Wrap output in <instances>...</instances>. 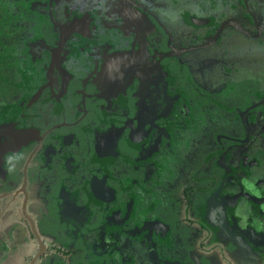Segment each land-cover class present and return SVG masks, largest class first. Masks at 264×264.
Here are the masks:
<instances>
[{
  "label": "crops",
  "instance_id": "obj_1",
  "mask_svg": "<svg viewBox=\"0 0 264 264\" xmlns=\"http://www.w3.org/2000/svg\"><path fill=\"white\" fill-rule=\"evenodd\" d=\"M46 1L50 3L48 10H51V4L54 5L55 0ZM67 6V4H60L58 8L61 15L66 13L64 9ZM58 19L61 18L58 17ZM117 19L115 18L112 23L108 22V25L102 22L104 29L108 28L103 32L96 29L93 18L90 20V26L82 27L79 30L78 26L63 25L65 41L62 46L60 44L62 30L58 26L53 27L48 38L37 34L39 37L35 35L30 43V50L35 46L36 50L40 47L48 49L49 56L47 53H44V56L51 67L52 85L50 86L52 90L58 92L62 104L59 111L49 109L50 120L45 121L41 118L37 121L36 119V125L42 127L64 126L62 133H66L72 139H70L71 142L76 139L78 149H81L80 146L83 147V145L85 149L90 147V155L77 154L76 167L80 168H77V171L72 174L82 177L87 175L100 177L97 190L94 189L95 187L93 188L99 201L92 202V197L89 195L92 190L88 188H91L88 183L81 187L79 184H72L70 180H62L60 176L67 175V173H61L62 171L49 173L46 170V178L48 181H54L56 185L49 188L46 187L48 182L42 183L37 191L46 202L34 204L29 211L36 223V231L46 245L44 253L33 264H192L190 258L186 259L187 256H190L192 249L184 252L179 248L181 247V233L172 227V224L181 225L184 221L180 217L182 205L179 197H175V192H178L179 187L175 189L174 180L182 170L180 160L182 156L185 157L189 152V155L193 154L194 156L188 155V162L191 163L197 159L196 153H190V147L195 142L193 141L197 125L195 120L202 119L203 116L197 118L190 90L179 85L178 78L182 71L181 67L172 70L165 64L163 60L165 53L163 54L162 51L165 52L169 48L164 51V48L152 47L149 43L148 32L144 29V37L141 36L134 41L133 27L123 28L125 26L121 25ZM36 33L38 32L36 31ZM199 39L191 40V44L180 41L177 45L181 50L177 45L171 46L178 50L174 54L170 52L169 55L180 54L177 61L181 65L184 63L186 65L187 59H185L184 53L188 49L197 50L206 46L202 45L205 40ZM193 44L199 45L187 48ZM45 57L39 62L40 64ZM185 65L184 74L187 78L188 70ZM243 79L260 81L264 80V76L255 75ZM42 80L46 81L43 76ZM69 96L74 101H71ZM49 100L51 99L49 98ZM51 101L53 102V100ZM45 103L47 102L43 101V98L37 99L35 102L40 107ZM41 111H37L39 116H41ZM74 128H77V132L74 131ZM237 134L238 132L235 131L231 135L237 136ZM254 134L255 132L252 133V135ZM120 142L125 144V150L120 148ZM227 143L235 145L238 141L232 140ZM221 148L223 147L214 149L219 151ZM204 152L205 149L202 148L200 157ZM213 154H210V157L205 156L206 158L200 166L205 168L207 166L206 159H210L212 172L204 169L201 176L208 180L214 174L217 177L214 186L208 188V185L204 184L206 187H204L202 197L196 195L195 186L197 185L190 188L194 194H188L190 189L185 187L183 192L186 201L187 198H192L190 202H186L188 207L193 206L196 209V214L205 207L207 223L218 225L216 222L218 204L214 205L211 210L212 204L209 206V198L206 193L215 191L218 194L219 187L223 190L221 179L223 182L225 173L219 168L222 161H220L221 164L217 161L224 155L214 157ZM62 160L56 159V162L60 163ZM174 161L177 163L175 164ZM66 162L70 165L72 159H66ZM72 164L75 165L73 162ZM122 164L128 165L130 170L134 171L133 173L136 170L132 168L140 170L141 175L145 174L147 178H150L145 180L148 184L155 182L157 184L155 179L158 175L170 178L169 181L168 179L164 180L166 183H164V190L159 189L160 185L157 187L161 194L164 191L167 192L166 186H171L167 201L161 200V195L158 194L157 200H155V207L158 211H148L141 217L139 216L142 218L141 221L140 219L139 221L135 220L140 224H143L144 219L158 220L163 226L169 225L170 231L168 233L159 231L156 234V239L163 241L160 243L159 250L154 247L149 248V242L153 236L151 238L143 237L147 242L139 238V244L142 247L138 250L140 251V260L137 261L130 259L129 255H125L112 230L105 232L100 228L105 220V212L100 209L102 207L100 201L103 200L104 194H99V190L101 191L106 185L105 177L109 183L110 181L115 182L116 185V181L113 179L118 175V166L122 167ZM86 166L88 172L85 170ZM213 167H217L216 173L213 171ZM170 170H172V174L169 173ZM195 170L196 163L193 167L189 164L185 173L194 175ZM131 177H134L133 174ZM228 177H230L227 178L228 185L237 184L230 174ZM172 183L173 185H171ZM133 185V188L137 190L134 183ZM230 188L234 190L232 187H226V190ZM108 192H111L110 188ZM50 196L52 197L51 201L48 199ZM55 196H59L57 200H54ZM177 199V204H175ZM150 201L145 199L146 204L142 205L141 203V208L148 206ZM224 206L222 207L224 208ZM169 207L173 209L171 215L166 211ZM187 219L191 221L190 217L185 218V220ZM174 221L178 222L174 223ZM115 223H119V221H113V224ZM21 227L15 228L11 235L12 245L17 246L5 253L0 264H30L32 258L39 252L40 244L33 226L31 225L33 236L27 228ZM219 228L220 231L216 233L218 234L216 236H219L224 246L230 245L229 249H225L229 259L233 261L234 258L237 264H264L263 247L259 249L252 247L247 251L238 242V246L235 248L237 245L235 238H231V235L224 232V229ZM214 233L215 231H213V236ZM111 240L114 242L109 243ZM19 242L20 244H18ZM154 249L157 251L158 257L157 259L153 257L155 260L152 258ZM154 261L158 262L154 263Z\"/></svg>",
  "mask_w": 264,
  "mask_h": 264
},
{
  "label": "rangeland",
  "instance_id": "obj_2",
  "mask_svg": "<svg viewBox=\"0 0 264 264\" xmlns=\"http://www.w3.org/2000/svg\"><path fill=\"white\" fill-rule=\"evenodd\" d=\"M20 1V2H19ZM15 0L14 4L20 3L21 6H23L25 9H28L30 11H33L37 14H39V11L43 13L41 15L42 18H45L48 14L49 9V2L45 0ZM255 0H240V7H246L247 13L249 17H253L254 21L256 22V29H243V27H240L241 30L245 31V33L248 35L247 38H240L238 36H230L228 38L223 39V42L220 45V49L218 51H214L208 46L192 50L188 49L187 52L184 53L185 59H187V79H185L186 84H183L182 86L184 88H187L190 90L192 96V103L194 104V109L196 110L195 113H197V118H200L199 116H203L202 119L195 120L197 121L196 127V133L194 136L193 141L190 149V153H196L197 159L193 160L191 163L188 162V154L184 157H181V164H182V170H180V173L176 175L175 177V189L179 187L177 190L178 192H175V197H179L180 203L182 205L180 217H182V220L184 221L181 223V225H176L174 230H178L181 233V250L187 251L189 249L191 250L190 256H187V258H190V262L192 261V264H237V261L233 258V261L227 257V254L225 249H229L228 245L223 244V241L219 239V236H216L217 232L220 231V228L216 224H208L207 223V215H206V208L201 209V212H198L196 214V209L193 208V206L188 207L186 205V200L184 197V186L185 183H193L196 182V185L199 186L202 190H204L205 185H208L209 187H213L216 183L217 177L214 176L210 177L208 180L202 178L203 170H211V162L210 159H206L207 166L205 168H202L200 165L205 160L204 158L210 157L211 155L209 152L213 150V148L217 147L218 142L228 141L225 136H228V134H221V138H217L218 132H227L229 130H235L240 131L242 130V123H243V117L240 121L236 120L237 113L239 110H231L232 107L228 105L232 104H239L241 102V99L243 97H246L245 93L248 91L245 88H240V85L237 87L236 85L240 83V81L244 77L248 76H264V16L260 14V10L257 9L255 6ZM260 3L263 5L264 0H259ZM235 0H229V3L234 5ZM60 4H68V9L70 11L69 17L74 22L78 23V30L82 27H87L90 23L91 18H93L97 24H100V22H103L107 24L108 22H113L115 18H120V24L124 25L123 28H131V26L128 25L127 22H124V18L126 17L127 21V15L123 11H114L113 9H117L116 6L113 4V1L110 0H55L54 5L51 4V10H50V16L51 18H54L58 21L57 13H59V6ZM171 4L174 5V7H169L166 0H162L161 4V11H166V14L164 15H155V19L159 23L165 22V25L168 26L170 30L173 31V35L176 40L181 39H192L194 40L196 37H200L201 35H204V29H200L197 27H189L187 25H181V22H185L186 24H195L197 23L196 20L192 21V19L188 15H183L185 13H188L182 9V7L187 4L183 3L182 0L179 2L171 1ZM205 5V0L200 2V5ZM245 5V6H244ZM192 6L198 7L199 3L195 2L192 3ZM75 7H80V11L74 10ZM144 10L146 8H143ZM164 10V11H163ZM179 10V12H178ZM47 11V12H46ZM237 11V10H236ZM220 12L218 14H213V16L204 17L201 19H198V23L201 21L203 22H210L215 21V19L218 18ZM125 15V16H124ZM226 15L231 17L230 12H228ZM225 15V16H226ZM251 15V16H250ZM234 17L237 18L236 22L240 24H244L240 21V11H237L234 15ZM39 18L38 16H36ZM59 17V16H58ZM146 15H144V18L146 19ZM162 19L161 21L157 18ZM246 17V16H245ZM180 18L178 22L176 19ZM189 19V21H188ZM201 20V21H200ZM232 22V21H231ZM229 22L225 25V27H221L220 30L224 34V31L232 28V24ZM180 23V24H179ZM184 24V23H183ZM122 27V26H121ZM133 27V36L134 41H136L139 37H144L143 27L140 25L134 24ZM210 28V27H209ZM176 29V30H175ZM236 29V28H235ZM36 37H39L37 34H40L43 38L46 37V32L37 31ZM200 34V35H199ZM250 34L254 35L256 38H250ZM34 35V36H35ZM35 37V38H36ZM34 38V37H33ZM58 39V38H57ZM252 39V40H251ZM262 40V41H260ZM31 45V44H30ZM29 45V47H30ZM39 46V44H36ZM199 44L190 45L187 48L196 47ZM36 48V46H35ZM35 48H31L29 50L30 56L28 58V62L26 64V69H30V72L27 76L32 77L29 79V89L33 90L34 87H37L36 92L33 94H29L25 106H23V109L19 107H13V108H5L3 110H0V158L4 156L5 153H18V146L19 142H22V140H28L26 143H28V148L34 145L37 138L35 137L41 130L44 128L42 126L36 125V121H34L31 116H33V112L30 111V107L33 108V103L37 101L39 98H43V101L48 102L53 100L52 103V109H56V111H59L62 107L61 99H59V94L56 90L49 89L50 85H52V81L50 79V72L51 67H49V61L44 56V53H47L49 56L48 49H45L44 47L38 48L36 50ZM183 49V48H182ZM181 50V49H180ZM31 51V52H30ZM197 51V52H196ZM212 56H221L223 58L220 59V61L217 62V64L210 65V60ZM43 62L40 64L39 62ZM201 57V58H200ZM200 58V59H198ZM225 59V60H223ZM27 61V60H26ZM203 61V62H202ZM49 70V72H48ZM224 70H227L229 73L225 74L226 72ZM41 74H43V78L46 79L44 83L41 85L37 84L39 83V80L37 79ZM258 78V77H257ZM235 84V88L232 90H228V85ZM253 84V83H252ZM243 87V86H242ZM254 88L258 87V85H253ZM48 88V89H47ZM54 93H53V92ZM33 92V91H32ZM185 93V92H184ZM49 98L51 100H49ZM240 101V102H236ZM211 102V103H210ZM193 106V105H192ZM39 107V106H37ZM196 107V108H195ZM35 108V105H34ZM33 111V110H32ZM55 111V110H54ZM242 111V109H240ZM31 112V113H30ZM263 112V110H261ZM254 115L253 111H248L246 117L251 119ZM18 116L21 117L22 121H17ZM22 122V123H21ZM39 124V123H38ZM28 125V129L30 128L35 136H24V129H21L20 126ZM9 127V128H7ZM7 128V129H4ZM24 133H23V132ZM30 133V132H29ZM53 138V137H52ZM43 148V152H46L47 145L51 144V140H49ZM260 141V140H259ZM258 141V142H259ZM65 142V139H58L59 144H63ZM209 143L212 144V148L209 146ZM55 144V143H54ZM202 148L205 149V152L202 157H200ZM254 152L247 151L243 154H237L236 156L224 153V158H219L217 161L221 164L220 161H222L223 169L222 171L225 173L223 176V182L221 179V184L223 187V190L218 189V194L213 191L212 193L207 192L206 195L209 198V206L211 204V201L216 200V197L218 195L220 196V199L222 200L223 196H225V189L226 185L228 184L227 178L228 175L233 178L235 181L240 173V170L245 169L246 165L249 162H253L254 165H261L264 163V143L258 144L254 150ZM56 152H59V149L56 150H49V153H52V155H56ZM46 154H42V160L43 163H47L46 170H48L50 173L54 171H62L64 174L67 173V175L60 176L62 180H70L72 181V184H79L84 185L88 183V185L91 186L88 187L92 190L90 192V197L92 202H98L96 197V192L94 193V189L97 187L98 180L100 177L97 175H90V176H81V175H71L73 172H75V167H72L71 164L66 163L64 160L62 163L60 162V166H55V159L51 160L47 158ZM59 154V153H58ZM192 157L193 154H190ZM189 155V156H190ZM62 156V155H61ZM64 159V156L62 157ZM226 159V160H225ZM217 160V159H216ZM175 163V161H174ZM177 163V162H176ZM175 163V164H176ZM196 163V170L194 175L192 173H185V170L188 169L189 164L195 166ZM138 167V166H135ZM202 168V169H201ZM88 167H85L86 172H88ZM91 169V167H90ZM118 175L116 178L113 179L115 182L109 183L107 180V177H105V183L106 185L99 190V194H104L103 200L100 201V209L104 210L105 212V220L103 222V225L100 227L101 231L107 232L108 230H112V232L115 233L116 237L118 238V242L120 244V248L124 250L125 255H129L130 259L132 260H140V248L142 247L141 244H139V238H141L144 242L145 239L143 237H152V240L150 239L149 242V248L154 247L156 250L161 247L160 243L163 241L156 239V234L159 231H162L163 233H168L170 231V226H163L158 222V220L153 219H144L145 221L143 224H140L139 222L136 223L135 220L140 219L142 220L141 215L147 213L148 211H158L156 210L157 207H155V200H157L158 194L160 190H157L158 185H160L159 189L164 190L165 182L164 180H167L168 177L164 175H158L156 177L155 183H146L145 180H148L150 178H147L146 175H141L140 170L132 168L134 171L130 170V167L125 164H122V167L118 166ZM177 170V169H176ZM213 171L217 172V167H213ZM61 172V173H62ZM144 172V171H143ZM161 172V171H160ZM162 173V172H161ZM172 174V170L169 172ZM133 174L134 177H131ZM157 175V173H155ZM61 175V174H60ZM102 178V177H101ZM109 179V178H108ZM170 178L168 179V181ZM204 180V181H203ZM137 187V190L134 187L133 183ZM203 181V182H202ZM165 183V184H164ZM227 183V184H226ZM41 182H37L36 188L40 189ZM205 184V185H204ZM54 181H48L46 187L52 188L55 187ZM96 185V186H95ZM163 185V186H162ZM173 185V183L171 184ZM232 186H236V184H232ZM95 187V188H94ZM85 188V187H84ZM94 188V189H93ZM111 189V192L109 193L108 190ZM107 189V190H106ZM155 189V191H154ZM190 189V188H188ZM97 190V189H96ZM165 190L167 192H163L159 195H161V200L164 202L167 201V195H169V191L171 190V186L165 187ZM176 191V190H175ZM187 192V191H185ZM237 190L234 189L233 193L236 194ZM238 193V192H237ZM188 194H194L192 189L188 190ZM229 195V194H226ZM59 196H55L54 200H57ZM125 198V199H123ZM50 201L52 200V197L48 198ZM145 199L151 200L148 204V206L142 205L146 204ZM177 200H175V204H177ZM45 201V199H43ZM144 200V201H143ZM154 201V203H153ZM46 202V201H45ZM162 202V201H161ZM225 203V202H224ZM150 206V207H149ZM187 206V207H186ZM93 209V207H92ZM172 208L169 207L167 209V213L171 215ZM233 212L235 214L240 212V202L237 204H233ZM137 215V216H136ZM140 216V217H139ZM190 217L191 221L188 219L185 220V218ZM130 219V220H126ZM118 220L119 223L113 224V221ZM178 221H174V223H177ZM158 223V224H157ZM213 231H215V235L213 236ZM216 238L215 240L212 238ZM20 244V242L18 243ZM173 244V243H171ZM217 244V245H215ZM17 245L12 243L7 244V250H12ZM237 245L235 248H237ZM39 249V248H38ZM153 250V253H156V250ZM223 249V250H222ZM173 250V249H170ZM38 251V250H37ZM181 251V252H182ZM183 254V253H181ZM157 259V255H153L152 258ZM153 258V260H155ZM142 260V258H141ZM7 261H10L7 259ZM158 261H154V263H157ZM8 264V263H6ZM12 264V263H11ZM191 264V263H190Z\"/></svg>",
  "mask_w": 264,
  "mask_h": 264
},
{
  "label": "flooded vegetation",
  "instance_id": "obj_3",
  "mask_svg": "<svg viewBox=\"0 0 264 264\" xmlns=\"http://www.w3.org/2000/svg\"><path fill=\"white\" fill-rule=\"evenodd\" d=\"M38 1H41V0H38ZM110 1H113V4L117 8V9H113L114 11L125 12V14L127 15V21H126V17H125L124 22H127L129 24V26H134L135 23H136V25L139 26V23H140V25L143 27V29L148 32L149 43L152 47L158 46V47L164 48V51L167 50V48H169V50H167L165 52L162 51L163 54L165 53L163 60H164L165 64L168 65L170 68L167 66L166 67L169 69H172V70H175L176 67H177V69L179 67H181L182 71L180 72V77L178 78L179 85L186 84L185 79L187 80V78L184 74L185 63L181 65L177 61L178 55H180V54H175V56H173V55H169V53L173 52L172 54H174L175 51L178 50V48L180 49V47L177 45L180 43V41L188 42V44L189 43L191 44L192 39L184 40V39L179 38V40H176L174 35H173L174 34L173 31L170 30L168 28V26L165 25L164 21H163V23H159L156 21V19L154 17L155 15L166 14V11H164V10H163L164 13L158 12V11L162 10V9H160L161 4H162V0H110ZM171 1L179 2L180 0H166L169 7H174V5L171 4ZM202 1H204V0H182V4L187 3L182 7V9H184V11L187 10L186 12H188V13H185L183 15H185V16L188 15L192 19V21L196 20L197 23H195L193 25V24H186L182 20H181L182 22L179 21L180 18H179V20H178V18L176 20L178 22H181V25H187L189 27L193 26V27L200 28L201 30L204 29L205 34L201 35L200 37L198 36L196 38L197 39L200 38L199 40H203V41L205 40L206 44L203 43L202 45H206V47L208 46L209 48H211L212 50H214L216 52L218 51V49H220L219 44H221L223 42V39H225V38H228L230 36H238L240 38H247L248 35L245 33V31L241 30L240 27H243V29H247V30H251V29L255 30L257 28L256 22L254 21L253 17H249V15L247 13V8L243 7V5H242V7H240V0H235L236 2L234 5L230 4L229 0H205V5H203V4L200 5V2H202ZM195 2L199 3L198 7L192 6V3H195ZM254 2H255V6L257 7V9L260 10V14L262 16H264V2H263V5L260 3L259 0H255ZM243 4H244V0H243ZM143 8H146V9L144 10ZM74 10L80 11V7H75ZM236 10L240 11V21L244 24H240V23L236 22L237 18L233 16L237 12ZM48 11H50V10H48ZM64 12H66L65 14L63 13L64 15L63 14L61 15L60 11H59V13H57V16H59L61 18L60 20L58 19V21L55 20L54 18H51L50 14H47V16H46L47 22L43 25H38L36 31L46 32V38H48L50 35V31H52L53 27L58 26V27H60V30H62V32H63V25L64 26H67V25L78 26V23L74 22L71 19V17H69L70 11L68 9V6L66 9H64ZM178 12H179V10H178ZM218 12H220L219 14H221V15H219L218 18L215 19L214 22L213 21L203 22L200 20L201 22L198 23V19L208 17V16H213V14H218ZM228 12H230L231 17L226 15ZM146 13H147L148 17H146V19H145L144 15H146ZM42 14L43 13H41L39 11V14H37V16L39 18H42L41 17ZM157 19L160 21L162 20L159 17ZM117 20H120V18H118ZM188 21H189V19H188ZM229 22H231L232 28L230 27L229 29L224 31V34H220V33H222L220 28L225 27V25L228 24ZM94 24H96V29L98 31L103 32V30L108 29V28L104 29L105 27H104V24L102 22H100V24H97L96 21L94 20ZM105 25H108V23ZM88 26H90V23L88 24ZM249 37L253 38V39L256 38L252 34H250ZM64 41H65V38H64L61 46L64 44ZM260 41H262V40H260ZM262 42H264V41H262ZM175 45H177L178 48L171 47V46H175ZM193 45H195V44H193ZM170 47H171V49H170ZM29 50H30V47H29ZM29 55H30V53H29ZM210 58H212L210 60V65H213V64L215 65L223 57L212 56ZM223 60H225V59H223ZM225 72H226L225 74L229 73L227 70H225ZM42 76H43V74H41L37 78L39 80V83L37 84V86L44 83V81L42 80ZM239 85H240V88H245L248 90L245 93L246 97H244V93H243V97L241 99V102L236 101V102H240V105L239 104H232V105H228V106L232 107L231 110H239L237 113L236 120L240 121L241 118L243 117L242 130L237 131L238 132L237 136L231 135V134H233V132H235V130H229L227 132H218L217 138H219V137L221 138V134H228V136H225V138L228 141L216 143L217 147H223V148H221L219 151H217V149L213 148L214 150H211L209 152V154L214 153L213 154L214 157H217L218 155H221V154L224 155V153L229 154L228 156H231V155L236 156L239 153L243 154L247 151L254 152L252 150H254V148H256L258 146V144L264 143V80L259 81V80H254V79H242L240 81V83H238L236 86L238 87ZM253 85H258V87L254 88ZM36 88L37 87L33 88V90H32L33 93L36 92V90H37ZM48 88L52 89L51 86ZM233 88H235V84L229 85L227 89L232 90ZM257 97H260V98H257ZM71 98L72 97L69 96L70 100H71ZM255 98H257V99H255ZM35 102L32 104L33 108H32V106L30 107V109H32L34 111L42 110L47 114L49 109L52 108L51 102H47V103L43 104L41 107L39 105L35 104ZM34 105H35V108H34ZM37 106H39V107H37ZM42 107H44V108H42ZM240 109H242V111H240ZM249 110L254 112V115L251 119L246 117L247 112ZM261 110H263V112H261ZM31 118L34 121H36V119L38 121L42 118V116H39L38 113H34V116H31ZM58 126L59 125H52L50 127L45 128L42 132H39L36 136L34 133H33V135H31V136H35L37 138L33 147L31 146L32 150H31L30 154L35 149L33 156H35V154H37L38 150H40V149L43 150V148H45L44 146L48 142H50L49 140L51 139V144L46 146L47 147L46 152H43L41 150V153L39 154V159H40L39 167L44 168L45 173H46L47 163L46 162H45V164L43 163L42 154L48 153V154H46L47 158H49L51 160L55 159V161H56V159L62 158L64 156V154H60L59 146L55 145L56 141H58V139H65V142L63 144H60V145H69V144L74 143V141H72V142L70 141L71 138H69V136H67L66 134L63 136L53 134L49 140L44 142V140H46V135L48 134V132H50L51 130H53L54 128H56ZM254 132H255V134L252 135V133H254ZM29 134H28V136H29ZM24 136H25V134H24ZM53 139H56V141H54ZM232 140H237L238 143L237 144L235 143V145L227 143V142L232 141ZM27 141L28 140L23 141V142H27ZM212 144L213 143H209V146L211 147ZM27 146H28V143H27ZM80 147H81V149H78V146L77 147L75 146V151H76L75 154L76 155L77 154H84V147H82V146H80ZM50 149L51 150L59 149V152H58L59 154L56 152V155H52V153H49ZM79 152H81V153H79ZM69 153H70V151H69ZM29 155H28V157H29ZM33 156H32V158H33ZM28 157H27V159H28ZM224 157L225 156H223V158ZM31 159H30V161H31ZM66 159L69 160L70 157L64 156V159L61 161V163L64 160L66 161ZM26 162H27V160H26ZM252 163L253 162H249L246 165L244 171L240 170V173L238 175L239 178L236 179V182H237L236 186L228 185L226 183L227 184L226 187H232L233 189H236L238 193L236 192V194H234L233 190L231 188L229 190L225 189L226 190L225 196H223L222 200L220 199L219 195H218V197H216L215 201H213V199L210 200L211 204H212V205L210 204L211 210H212L214 205L218 204L217 205L218 215L216 217V220H217L216 222H218V226L221 227L222 229H224V232L231 235V238H233V239L235 238L236 243L239 242L241 247L244 248L245 250L250 249L252 247L255 249H259L262 247L264 248V163L259 165V166L254 165ZM58 164L60 166V163H57V162L55 163V166H58ZM70 164H71V166H73L72 162ZM73 167H75V169H76L75 172L77 171V168L78 169L80 168V167H76V165H74ZM219 168L223 169V165H221ZM54 170H53V172H54ZM227 182H228V179H227ZM195 183H196L195 181L193 183H191V182L186 183L185 184L186 186H184V187L186 189L191 188L192 186L195 185ZM230 183H232V182H230ZM27 187H28V185H27ZM226 194H229V195H226ZM188 199L190 200V198H188ZM238 202H240V212L235 214L233 212V204H237ZM222 206H224V208ZM29 214H30V212H29ZM31 216L33 217V215H31Z\"/></svg>",
  "mask_w": 264,
  "mask_h": 264
},
{
  "label": "trees",
  "instance_id": "obj_4",
  "mask_svg": "<svg viewBox=\"0 0 264 264\" xmlns=\"http://www.w3.org/2000/svg\"><path fill=\"white\" fill-rule=\"evenodd\" d=\"M14 2L15 0H0V110L13 107L23 109L29 94L33 93L29 89V79L32 77L27 76L30 69H26L30 56L29 44L36 34L38 25H43L47 22V17L37 18L36 13L25 9L19 3L20 1L16 4ZM71 101H74V99L71 98ZM30 111L39 113L34 110L32 111V109ZM41 116L45 121L51 118L49 113L47 112L46 114L44 111H41ZM19 120L22 121L21 117L18 116L17 121ZM27 126H20L26 132L22 131L25 137L28 136L29 132V135H33V131L30 128L28 129ZM45 128L47 127H44L41 132ZM74 131L77 132V128H74ZM62 132H64V126L54 128L48 132L44 142L49 140L53 134L59 136L66 134ZM53 140L56 141V139ZM23 141L25 140L18 143L19 151L17 154L8 152L0 158V261L8 251L7 244H11V235L15 228L22 226L21 228H27L32 236L34 234L30 221L22 209L24 200V192L22 190L23 170L33 146L28 148L27 143ZM55 145L59 146L60 154L70 157L72 162L77 165V155L75 154V146L77 147L76 139H74L73 144L60 145L56 141ZM120 148L125 150L123 142H120ZM41 150H38L28 165V212L31 211L34 204L44 202V198L37 191L38 188H36L38 186H36L37 182L43 184L48 182L44 168L39 167V154ZM84 154L90 155L91 148L85 149L84 147ZM195 190L196 195L202 197L203 190L199 189V186H195ZM188 201L190 202L187 198L186 202ZM37 217L39 218V216ZM38 218L37 220L39 221ZM175 226L172 224V227L175 228Z\"/></svg>",
  "mask_w": 264,
  "mask_h": 264
},
{
  "label": "water",
  "instance_id": "obj_5",
  "mask_svg": "<svg viewBox=\"0 0 264 264\" xmlns=\"http://www.w3.org/2000/svg\"><path fill=\"white\" fill-rule=\"evenodd\" d=\"M63 40H64V33L61 32V39H60V44L63 43ZM254 105V104H253ZM46 133V132H45ZM44 133V134H45ZM35 152V149L34 151L29 155L28 159H27V162L25 163V166H24V170H23V184H22V190L24 192V200H23V204H22V209H23V212L25 214V216L29 219L31 225L33 226V229L37 235V238L39 240V244H40V250L39 252L32 258L30 264H33V262L42 254L44 253V250H45V243H44V240L42 239V237L40 236V234L36 231V223L33 219V217L29 214L28 210H27V202H28V198H29V192H28V187H27V184H28V165H29V162H30V159L32 158L33 154ZM108 242V241H106ZM113 243L114 240L112 241H109V243ZM153 255L155 256L156 253H153Z\"/></svg>",
  "mask_w": 264,
  "mask_h": 264
}]
</instances>
